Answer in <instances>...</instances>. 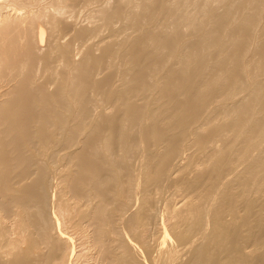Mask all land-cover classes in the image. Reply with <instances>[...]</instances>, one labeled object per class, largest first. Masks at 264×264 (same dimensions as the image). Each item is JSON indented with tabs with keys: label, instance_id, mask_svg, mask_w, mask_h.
I'll list each match as a JSON object with an SVG mask.
<instances>
[{
	"label": "bare ground",
	"instance_id": "6f19581e",
	"mask_svg": "<svg viewBox=\"0 0 264 264\" xmlns=\"http://www.w3.org/2000/svg\"><path fill=\"white\" fill-rule=\"evenodd\" d=\"M0 0V264H264V0Z\"/></svg>",
	"mask_w": 264,
	"mask_h": 264
},
{
	"label": "rangeland",
	"instance_id": "374dc122",
	"mask_svg": "<svg viewBox=\"0 0 264 264\" xmlns=\"http://www.w3.org/2000/svg\"><path fill=\"white\" fill-rule=\"evenodd\" d=\"M214 3H215V4L217 3L216 5L220 7V6L222 5L223 1H221V0H217V1H215Z\"/></svg>",
	"mask_w": 264,
	"mask_h": 264
}]
</instances>
